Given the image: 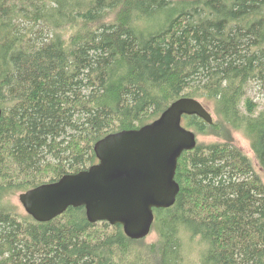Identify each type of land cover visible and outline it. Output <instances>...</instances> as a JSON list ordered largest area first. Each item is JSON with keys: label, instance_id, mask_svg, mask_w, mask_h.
Returning a JSON list of instances; mask_svg holds the SVG:
<instances>
[{"label": "trees", "instance_id": "16d2710c", "mask_svg": "<svg viewBox=\"0 0 264 264\" xmlns=\"http://www.w3.org/2000/svg\"><path fill=\"white\" fill-rule=\"evenodd\" d=\"M253 83L264 86V0H0V264H264V182L231 136L250 139L264 170ZM183 96L218 116L185 126L223 140L182 154L154 242L84 207L48 222L14 210L9 196L87 169L99 139Z\"/></svg>", "mask_w": 264, "mask_h": 264}, {"label": "water", "instance_id": "95a60500", "mask_svg": "<svg viewBox=\"0 0 264 264\" xmlns=\"http://www.w3.org/2000/svg\"><path fill=\"white\" fill-rule=\"evenodd\" d=\"M2 114L0 106V119ZM192 115L214 123L200 99L183 96L155 120L107 134L94 144L98 162L21 192L26 213L48 222L70 207H84L90 222L121 225L131 239L146 238L153 229L154 210L176 203L179 159L198 144L197 133L183 124L184 116Z\"/></svg>", "mask_w": 264, "mask_h": 264}, {"label": "rangeland", "instance_id": "374dc122", "mask_svg": "<svg viewBox=\"0 0 264 264\" xmlns=\"http://www.w3.org/2000/svg\"><path fill=\"white\" fill-rule=\"evenodd\" d=\"M258 104L260 109L264 107V86H259L257 84H251V87L249 88L248 93ZM205 104L206 108L211 112L212 116L214 117V120L218 119V116L216 114L215 106L213 103H208L205 100H200ZM186 124V121L183 120V124ZM184 124V125H185ZM232 141L234 144L239 147L252 161L253 166L256 170V172L261 176L263 182H264V170L259 165V162L252 150L250 139L241 131L232 130L231 131ZM197 139L199 143H211V142H217L222 141V136L214 135V134H197ZM21 192H18L17 194H13L9 196V202L14 207V210L19 213H26L22 203L19 200V195ZM157 239V233L155 230H153L144 240L147 243L154 242ZM142 240V239H141ZM203 244L199 242V239H196L192 246V256L195 255L196 252H199V248L202 247Z\"/></svg>", "mask_w": 264, "mask_h": 264}]
</instances>
